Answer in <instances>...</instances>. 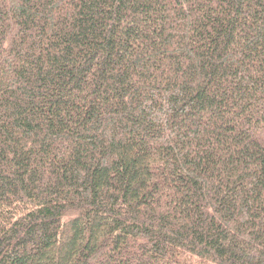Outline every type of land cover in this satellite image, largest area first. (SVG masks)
Instances as JSON below:
<instances>
[{
    "label": "trees",
    "instance_id": "trees-1",
    "mask_svg": "<svg viewBox=\"0 0 264 264\" xmlns=\"http://www.w3.org/2000/svg\"><path fill=\"white\" fill-rule=\"evenodd\" d=\"M0 264H264V0H0Z\"/></svg>",
    "mask_w": 264,
    "mask_h": 264
}]
</instances>
